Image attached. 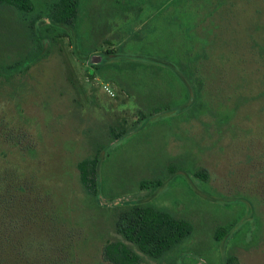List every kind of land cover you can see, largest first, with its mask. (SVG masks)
Segmentation results:
<instances>
[{"label": "rangeland", "instance_id": "1", "mask_svg": "<svg viewBox=\"0 0 264 264\" xmlns=\"http://www.w3.org/2000/svg\"><path fill=\"white\" fill-rule=\"evenodd\" d=\"M32 1L33 12L0 10V264H113V208L142 197L193 223L178 264H264V0H84L78 50L116 51L105 70L67 36L31 58L42 18L31 21L54 3ZM165 22V53L190 64V107L179 78L128 57L153 49L144 36ZM95 154L98 202L77 166ZM155 178L158 189L140 187Z\"/></svg>", "mask_w": 264, "mask_h": 264}, {"label": "trees", "instance_id": "2", "mask_svg": "<svg viewBox=\"0 0 264 264\" xmlns=\"http://www.w3.org/2000/svg\"><path fill=\"white\" fill-rule=\"evenodd\" d=\"M83 1L54 0L50 9L41 10L39 14L42 13L40 15L37 14L32 19V25L40 18H42V22L40 20V25L35 28L33 33L36 47L27 52L31 58L46 55L55 39L67 36L70 39L73 53L76 52L81 61L95 67L102 65L103 68L101 69L104 70L111 65H117L114 62L117 59V53L114 50L107 49L97 53H92L89 49H84L81 52L78 50V47L83 44L77 34L79 24L83 25V21L82 23L80 22L81 15L79 12ZM35 9L36 5L32 0H0V10H7L15 15L33 12ZM125 9H127V6H125ZM45 20L48 22H45ZM160 24L161 27L154 24L150 27L148 31L151 34L150 37L144 36L145 42L150 41V44L154 46L153 49L148 51L143 48V51L138 55H129L128 57H143L142 65L149 69L151 74L157 75V72L163 71L172 73L174 77L179 78L178 80L182 83L184 90L180 102L183 103V101L188 100V106L190 107L192 102L196 103V96L191 95L189 89L190 64L189 62L172 58V56H168L165 53V51L169 50V45L172 44L171 37L174 28L169 26L171 23ZM69 34L73 35L70 36ZM157 44L162 45L163 48L161 46L158 48ZM161 49L163 53L160 54L159 50ZM159 58H161V61L158 60ZM142 60L137 61V63H142ZM21 63L22 61L20 60L15 61L9 67L16 69L22 65ZM129 66L136 68L133 65ZM180 102L174 105V109L178 108ZM165 109L168 108H164L162 111H167ZM159 111L160 108L153 107L152 111L143 112L142 124H145L150 117L155 115V113H159ZM124 135H126L125 131L122 133L113 132L111 138L115 140ZM101 147L104 148L105 146ZM101 162L102 160L95 154L94 157L82 159L77 165L82 188L86 194L97 202L100 197L97 183ZM195 175L205 180L206 171L196 172ZM161 185L162 180L159 178L140 181V187L143 189L152 188L156 190ZM142 201L143 197L139 199V202L127 203L113 208V229L119 237L107 241L104 245V258L113 264H148L147 260L155 261L158 264H178L186 252L184 244L194 235L195 228L193 223L183 216H178L169 208L142 203ZM234 221L227 222L214 231L215 242H222L225 237L228 238L230 234L235 233V223L237 222ZM222 259V264H237L236 257L231 254L224 255Z\"/></svg>", "mask_w": 264, "mask_h": 264}]
</instances>
